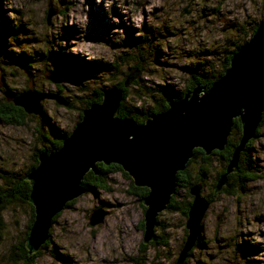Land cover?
<instances>
[{"label": "rangeland", "instance_id": "1", "mask_svg": "<svg viewBox=\"0 0 264 264\" xmlns=\"http://www.w3.org/2000/svg\"><path fill=\"white\" fill-rule=\"evenodd\" d=\"M49 1L56 12L47 21ZM222 18L235 28L222 31ZM262 20L264 0H0V95L31 86L41 94L42 106L40 117L22 125L0 121V182L8 173L29 169L33 152L42 146L36 129L69 133L95 91L112 88L136 71L138 83L129 81L123 102L133 111L145 109L159 100L163 87L175 92L192 76H218L234 41L245 43ZM145 91L151 95H136ZM241 160L254 178L238 195L217 192L187 264H264V122ZM223 167L213 155L210 174L197 181L203 197ZM105 178L109 189L84 192L61 210L36 264H133L143 237V197L120 172ZM187 193L175 186L173 195L181 205L191 199ZM95 207L106 215L89 226ZM3 215L0 259L23 236L29 206L14 203ZM186 218L167 209L158 214L154 237L167 239V245L150 246L146 264H173L187 233Z\"/></svg>", "mask_w": 264, "mask_h": 264}, {"label": "water", "instance_id": "2", "mask_svg": "<svg viewBox=\"0 0 264 264\" xmlns=\"http://www.w3.org/2000/svg\"><path fill=\"white\" fill-rule=\"evenodd\" d=\"M189 11L190 8H183L184 13ZM55 12L49 1L46 20ZM222 21V31L236 26L225 18ZM134 76L129 73L123 85L126 87ZM46 78L51 80L52 76ZM122 92L119 87L104 89L100 101L91 102L82 110L59 148L38 152V163L25 175L30 184L28 201L34 212L25 239L29 254L49 238L53 217L85 192L83 177L88 171L97 174L98 162L120 165L135 186L148 189L142 198V243L147 244L154 238L158 214L166 209L174 192L176 173L185 169L193 149L200 148L205 154L223 149L234 120L238 119L240 136L225 171L214 185V191H220L228 173L237 169L246 143L256 135L264 112V20L231 54L228 66L209 87L196 84L182 97L168 99L165 109L152 113L143 122L117 115ZM3 94L26 113L41 115V94L31 86L19 94ZM58 102L66 104L63 99ZM188 193L191 200L185 221L187 233L173 264H184L195 246L210 203L202 196L200 182L191 184ZM105 215L103 208H93L89 226L102 223Z\"/></svg>", "mask_w": 264, "mask_h": 264}, {"label": "trees", "instance_id": "3", "mask_svg": "<svg viewBox=\"0 0 264 264\" xmlns=\"http://www.w3.org/2000/svg\"><path fill=\"white\" fill-rule=\"evenodd\" d=\"M257 25V24H256ZM256 25L252 26L251 28V35L256 27ZM250 35V36H251ZM235 47L231 52H229L225 59H224V68H226L229 64V59L231 57V54L240 46L239 42L236 43L234 41ZM26 65H30L27 62ZM225 69H222L219 71L218 76L211 78V79H203L199 76H192L188 81L186 86L179 91L172 92L168 88H162L161 93H159V100H154L152 104L149 105L147 108H142L138 111H133L131 107H128L124 104V100L127 97L128 89L129 87H125L123 85L124 79L119 80V82L114 87H119L123 90L122 92V99L117 111L118 116L123 117H131L136 122H143L145 119H147L152 113L161 111L167 107V100L168 99H177L182 97L186 92L190 91L196 84H200L201 86H204L205 88L209 87L210 84L218 78ZM136 71H132L130 73V76H134ZM135 78V77H134ZM133 78V84H137L138 80ZM33 88V87H31ZM35 89V88H33ZM10 91V89H8ZM25 90V89H24ZM23 90V91H24ZM36 90V89H35ZM150 91V90H149ZM138 92L136 93L137 96H150V92ZM4 92V91H3ZM56 96L59 97V94L57 93ZM102 96V91H95V94H93L91 97H89L86 101L84 106L80 109L79 112V118L81 117L82 110L87 107L91 102L100 101ZM31 116H37L40 117V115H33L26 113L22 107L15 105L12 101L7 100L2 93L0 95V121L6 122L8 124L12 125H22L26 122L27 119H29ZM264 122V112L262 115V119L258 125L255 138L259 135L260 127L262 126ZM240 122L238 119L234 120V124L231 129L230 136L227 139V142L223 149L221 150H212L209 154H205L200 148H194L193 149V155L188 160L186 167L182 171H178L176 173V182L175 186H181L185 188H189V186L197 181H203L205 178L210 174V170L212 167V156L216 155L219 157L220 160L223 161L224 167L219 170L215 178H213V185L210 190L209 195L205 196L204 199L211 202L216 196L217 192L214 191V185L216 183V180L218 176L225 171V166L230 158V155L235 148L238 138L240 136ZM46 129V128H45ZM37 134L40 136L39 141L42 143V146L33 152L32 159L33 163L30 165L29 169L25 172V174L21 175H13L11 173H8L2 177V182H0V239L2 238L4 234V230L6 227L5 218L3 215V210L9 207L10 205H13L14 203H21V204H27L29 206V218L27 220L26 228L24 231L23 236L21 239H19L16 243H14L10 248L6 251V253L3 255V258L0 259V264H36V258L40 254V250L43 247H46L49 243V238L45 241L44 244L38 249L36 252H32L31 254L28 253L27 248L25 247V239L27 237V233L29 230V227L32 223L34 212H33V206L28 201V196L30 192V184L29 181L25 178V175L27 172L30 171L31 168L36 166L38 163L37 155L38 152L41 150H45L47 152H51L56 150L60 147L61 142L65 136H67L69 133H62L57 130H55L52 127H48L46 131L41 132L40 130L36 129ZM255 138H251L245 145L243 151H241L237 169L233 170L232 172L228 173L227 175V182L225 185L222 186L219 193H226V194H237L239 192H242V190L245 187V184L250 179L254 178V173L250 170L248 165L241 160L242 155L246 153ZM197 156L199 157L197 159ZM192 164V167H195L194 173L192 169L189 167V165ZM97 168L99 169V172L95 174L92 171H88L82 180V184L85 187V192L91 191L94 188L109 189V186L106 181V174L111 172H120L123 174V176L130 178V176L121 168L120 165L116 163H110L108 165L103 164L102 162L97 163ZM130 186L133 190V193L138 194L139 196L143 197L148 189L146 187L142 186H135L132 182L130 183ZM187 196L188 195L187 193ZM191 197V196H190ZM76 199H73L72 201H69L67 205H71L75 202ZM190 200H187L183 202L181 205L179 202L175 200L174 195L172 194L170 197V201L167 204L166 209L172 210V211H180L183 215H187L188 206L190 203ZM57 213L53 219L52 223L57 219L58 215ZM143 227V222L141 223ZM51 231V228L50 230ZM50 235V232H49ZM201 240H197L196 244H199ZM165 246L167 245V239L162 237H154L151 241H149L147 244H144L140 242L138 245V250L136 256L133 258V264H146L145 261V254L147 249L151 246L153 248L157 246ZM191 254V251L189 252V255ZM188 255V257H189ZM188 257L186 258L184 264H187Z\"/></svg>", "mask_w": 264, "mask_h": 264}, {"label": "flooded vegetation", "instance_id": "4", "mask_svg": "<svg viewBox=\"0 0 264 264\" xmlns=\"http://www.w3.org/2000/svg\"><path fill=\"white\" fill-rule=\"evenodd\" d=\"M253 138H255V136Z\"/></svg>", "mask_w": 264, "mask_h": 264}]
</instances>
